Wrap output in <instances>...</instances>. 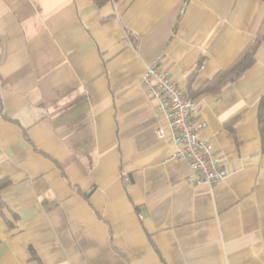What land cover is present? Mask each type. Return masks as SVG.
I'll list each match as a JSON object with an SVG mask.
<instances>
[{
    "label": "crops",
    "instance_id": "0c3cea01",
    "mask_svg": "<svg viewBox=\"0 0 264 264\" xmlns=\"http://www.w3.org/2000/svg\"><path fill=\"white\" fill-rule=\"evenodd\" d=\"M263 17L264 0H0V264H264V41L198 91ZM156 59L228 171L213 186L173 157L142 82Z\"/></svg>",
    "mask_w": 264,
    "mask_h": 264
},
{
    "label": "built area",
    "instance_id": "2783aa9c",
    "mask_svg": "<svg viewBox=\"0 0 264 264\" xmlns=\"http://www.w3.org/2000/svg\"><path fill=\"white\" fill-rule=\"evenodd\" d=\"M142 82L157 98L159 108L167 114L173 131L172 139L176 144L173 157L189 162L193 170L190 180L193 183L206 182L213 186L224 179L228 174L224 163L216 154L213 143L201 135L205 122L193 117L195 99L172 79L168 68L160 59L147 65ZM157 134L159 137L165 136L164 128L159 127Z\"/></svg>",
    "mask_w": 264,
    "mask_h": 264
},
{
    "label": "trees",
    "instance_id": "16d2710c",
    "mask_svg": "<svg viewBox=\"0 0 264 264\" xmlns=\"http://www.w3.org/2000/svg\"><path fill=\"white\" fill-rule=\"evenodd\" d=\"M264 41V17L260 23L258 31L246 48L242 56L232 66L218 70L213 76L207 79L198 89L199 92H218L225 85L239 79L245 71L254 63L255 52L260 42ZM190 94V93H189ZM192 96V94H190ZM193 97V96H192ZM259 132L262 143V151L264 152V94L261 96L258 110ZM8 182V179L0 180V188ZM1 205V202H0Z\"/></svg>",
    "mask_w": 264,
    "mask_h": 264
}]
</instances>
